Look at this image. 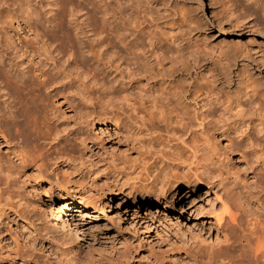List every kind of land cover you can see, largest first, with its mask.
<instances>
[{"label": "bare ground", "instance_id": "bare-ground-1", "mask_svg": "<svg viewBox=\"0 0 264 264\" xmlns=\"http://www.w3.org/2000/svg\"><path fill=\"white\" fill-rule=\"evenodd\" d=\"M134 16L126 0H0L1 226L29 223L23 189L32 179L53 180L66 196L70 185L83 194L89 185V190L94 186L101 193L165 207L182 189L202 183L217 187L220 176L209 153L215 145L204 144L211 149L207 153L204 139L225 140L228 157L235 135L242 147L262 153L257 169L264 173V105L254 81L240 75L229 94L207 81L194 84L173 76L174 66L189 59L188 46L183 39L157 37ZM247 16L249 24H259L253 12ZM25 28L31 36L19 35ZM162 74L170 77L167 83ZM23 89L49 100L42 118L28 115L30 106L21 96L33 93L22 95ZM95 110L108 115L94 116ZM190 118L201 126L196 131L200 139L187 128ZM112 127L120 138L107 148L98 132ZM29 169L32 176L26 174ZM93 195L82 199L92 203ZM83 202L67 198L61 208L84 211ZM236 207L225 205L216 218L221 241L199 261L193 255L191 264H239L237 257L246 252L249 264H264V210L259 216ZM52 215L63 220L59 212ZM40 223L31 227L37 246L43 247L51 239L49 228ZM33 251L4 258L58 264L39 263Z\"/></svg>", "mask_w": 264, "mask_h": 264}, {"label": "rangeland", "instance_id": "rangeland-1", "mask_svg": "<svg viewBox=\"0 0 264 264\" xmlns=\"http://www.w3.org/2000/svg\"><path fill=\"white\" fill-rule=\"evenodd\" d=\"M126 6L131 16L133 13L141 21L142 27L155 29L157 37H176L186 43L189 59L181 62L179 67L174 66L176 73L173 76L182 75L185 81L194 84L207 81L231 94L238 85L239 76L246 74L249 82L254 81L258 88L257 99H263L264 105V0H126ZM250 12L256 15L257 26L248 23ZM18 33L22 37L31 36L26 28ZM161 76L166 83L170 79L164 74ZM24 90L34 96L37 94L23 89L22 95H26ZM27 95L30 97H21L22 102L28 103L25 106H30L27 107L31 113L28 115L34 114L37 120L39 116L42 118L49 100L38 97L41 94L36 98ZM39 98L43 100L40 102ZM93 115L106 117L108 113L95 110ZM194 121L187 128L193 129V135L199 138L200 131H196L201 126L195 125L197 120ZM98 133L107 148L120 138L113 127ZM234 136L229 158L223 149L225 140L219 137L214 139L215 143L211 139L202 140L203 145H215L212 151V145L206 144L211 149L204 147L207 153H212L210 156L216 165L215 173H219L220 184L213 187L202 183L193 189H182L167 207L160 203H136L122 194L101 193L97 187L92 186L89 190V185H84L87 189L84 192L94 194L96 201L90 203L82 199L86 193L83 194L78 186L70 185L66 196L53 180L28 181L23 196L30 209L25 217L29 223L18 221L8 226L0 225V264H20L17 257L8 260L4 256L11 257L23 249L34 250L39 263L49 260L58 264H191L193 255L199 261L206 251L216 248L221 241L222 233L216 218L225 211V205L231 210L233 206L241 205L236 208L257 212L259 216L264 210L261 201L264 198V173L257 169L262 153L242 147L241 141L237 142ZM4 150L1 144L0 152ZM30 171L26 174L32 176ZM67 198L85 201L87 208L77 211L69 209L74 207L70 205L64 210L61 206L67 202H61ZM85 211H89V216ZM57 212L63 219L60 223L52 215ZM32 222H41L49 228L46 230H49L50 244L43 242V247L37 246ZM74 225L78 229L73 228ZM261 226H264V220ZM69 244L77 245V250L71 253ZM246 253L240 257L234 253L239 264H249L250 252Z\"/></svg>", "mask_w": 264, "mask_h": 264}]
</instances>
